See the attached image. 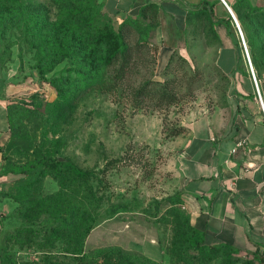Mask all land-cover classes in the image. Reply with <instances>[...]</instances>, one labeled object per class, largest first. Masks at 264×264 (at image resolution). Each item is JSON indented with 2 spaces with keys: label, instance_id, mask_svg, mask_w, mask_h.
<instances>
[{
  "label": "rangeland",
  "instance_id": "1",
  "mask_svg": "<svg viewBox=\"0 0 264 264\" xmlns=\"http://www.w3.org/2000/svg\"><path fill=\"white\" fill-rule=\"evenodd\" d=\"M228 1L245 19L264 61V0ZM19 3L20 14L14 17L16 4L0 0L1 77L23 84L25 90L13 112L17 137L5 150L2 195L12 207L2 216L1 256L19 264H88L98 258L99 249L120 246L161 264H170L171 255L176 261L186 256L210 264H264L262 252L229 254L219 243L211 244L216 245L213 251L188 250L187 235L194 224L178 190L179 151L187 124L232 90L231 76L217 64L220 41L209 14L188 16L170 60L166 52L158 57L162 67L169 60L159 69L156 32L138 3V13L131 18L141 28L127 41L139 53L126 78L111 89L115 66L97 60L91 73L101 84L93 88L79 78L90 73L84 29L92 27L91 34L100 39L127 17L117 19L109 13L106 0ZM159 15L165 21L162 12ZM16 18L17 28L12 26ZM64 29L71 35L62 44L68 56L42 73L39 64L47 69L58 59L46 53L50 40L63 37ZM243 53L241 60L250 70L244 47ZM38 149L69 159L90 171L92 178L79 177L73 166L62 181L55 177L56 166L31 168ZM59 191L67 201H81V208L91 192L102 199L95 212L98 223L84 241L85 257L63 251L80 238L69 236L67 230L60 239L51 234L60 216L44 197ZM52 242L57 244L54 251L44 248Z\"/></svg>",
  "mask_w": 264,
  "mask_h": 264
},
{
  "label": "crops",
  "instance_id": "2",
  "mask_svg": "<svg viewBox=\"0 0 264 264\" xmlns=\"http://www.w3.org/2000/svg\"><path fill=\"white\" fill-rule=\"evenodd\" d=\"M189 2L212 4L220 41L217 64L231 76L232 90L223 101L206 107L187 124L177 163L181 204L191 214L193 224L206 232V242L227 243L239 252L264 253V113L257 88L247 62L240 61V54L244 55L242 42L228 5L222 0ZM138 3L142 9L146 2L106 0V7L117 19H123L138 13ZM159 6L166 17L155 34L157 66L163 69L180 33L187 28L188 10L170 1ZM164 52L170 57L162 67L158 57ZM259 86L264 98V73ZM24 91L23 84L9 83L0 72V232L2 216L12 207L2 195L5 150L12 129L10 106ZM0 264L19 263L7 261L0 254Z\"/></svg>",
  "mask_w": 264,
  "mask_h": 264
},
{
  "label": "trees",
  "instance_id": "3",
  "mask_svg": "<svg viewBox=\"0 0 264 264\" xmlns=\"http://www.w3.org/2000/svg\"><path fill=\"white\" fill-rule=\"evenodd\" d=\"M10 1L16 4L13 14L14 17H17L20 14L19 11L21 9L19 5L20 0H10ZM230 5L236 10L240 18L242 24L241 26L245 32L244 33L245 38L248 43L249 51L257 74V78L258 81H260V77L262 73H264V61H262L261 53L258 52L253 37L250 33V29L246 26L245 19L242 17L241 13L237 9V6L231 3ZM142 10L144 12L145 18L150 17L151 25L154 26L155 32H157L161 24L159 18L161 7L157 3H150V4L145 3ZM146 12L148 13L147 16H146ZM203 12L208 13L209 16L213 19L214 24H216L217 21L215 19V14L212 9V4H210L208 7L202 8L199 11L188 10V16L190 14L198 15ZM131 17L133 16L131 15L128 16L124 20V22L120 24L118 27L108 28L106 30V34L100 37V39L91 34L93 30L92 27H89L87 29L88 30L87 32H85L86 29H84L83 36L85 37L86 40V44L84 46H85V50H87V55L85 58L90 73L89 75L87 74L82 77H79L83 81L82 82L83 84H85L86 86L92 85L93 88L101 84L100 78L98 79V77L95 76V74L92 75L91 73L92 71L93 72L96 71L95 62H97V60L101 64L106 63V65L108 66H115L114 68L115 80L109 83L111 89H116L118 88L119 84L123 83L124 79L127 76V72L131 67L132 62L135 59V56L139 53L137 51H133L132 47L127 41V37L131 35L133 31H136L137 29L141 28L137 20L135 21V19ZM19 20H20L19 18H16L15 23L12 26L17 28L19 26ZM1 22L2 19H0V25H2ZM64 30L65 32L63 37L61 38L54 37L53 40L51 39L52 41H54V45L50 40L51 45L48 47L50 48V50L47 51L46 55L49 57L53 55H57L58 59L54 60L52 65L47 69L43 68L44 65H42V63L39 64L42 73H46L49 70L51 71L54 68L55 64H57L59 61H61L62 59L68 56L64 52L65 47L63 45L66 42H69L71 35H68L66 29ZM144 42H145L144 40L140 41L139 45L143 44ZM237 43L238 46H240L238 40ZM99 52L101 53L100 55L98 54ZM241 59H242V54H240V61ZM245 74L247 75L248 73ZM165 94L166 92L164 91L163 95ZM20 100H21V96L15 97L10 106V119L12 126L10 142L12 141V139L17 137V135L15 134V128L13 127V112L17 108ZM68 160L69 159L67 158L61 160L59 159V157H54L52 154H49L44 149H38L37 155L33 160L32 164L30 165V167L34 169H39L47 165L56 166L59 173L56 174L55 177L59 181H62V179L66 177V174L72 172L73 170L81 178L91 176L90 171H86L76 165H73L69 163ZM72 166H73V170L71 168ZM44 198L47 201V204L50 206L51 211H54V214H58L60 216V223L57 226L53 227L51 230L52 236H54L56 239H60L62 237V232L64 230H67L69 232L68 233L69 236L75 239L80 238V241L78 242L77 240L73 242H69V245L64 247L63 251L70 254L69 256H74L75 258L85 257L86 251L84 249V241L91 232V230L98 223V218L95 215V212L102 206L101 197L96 193L91 192V194L87 197V202L85 203L86 205L84 204L82 208L80 204L81 201L78 200H73L71 202L69 200L67 201L66 197H64V195L60 191L57 193L47 194ZM64 212H66L67 214L66 217L64 216ZM81 228H83L82 233H81ZM187 240L189 245L188 250L197 253H203L208 250L213 251L216 246L206 242V232L200 229L196 225L190 227L189 234L187 235ZM219 245L222 247H226L229 251V254L239 253V251L230 244L219 243ZM44 248H48L50 251H54V249L57 248V244L55 242H52L51 244L47 245V247ZM97 252L99 253L98 258H96L94 261L88 264H161L151 258L125 250L120 246H110L105 249H99ZM255 253H257V251H255ZM102 257L104 258V261H101ZM214 257L215 256H212V258ZM181 262L183 264L206 263V262H202L201 260L189 259L186 256H184V258L182 259H179V261H176L175 259H173V256L171 255L170 264H180ZM246 263L248 264V262ZM206 264H210V263L207 261ZM233 264H236V261H234Z\"/></svg>",
  "mask_w": 264,
  "mask_h": 264
},
{
  "label": "built area",
  "instance_id": "4",
  "mask_svg": "<svg viewBox=\"0 0 264 264\" xmlns=\"http://www.w3.org/2000/svg\"><path fill=\"white\" fill-rule=\"evenodd\" d=\"M222 1L226 5H228V3H227L226 0H222ZM235 24H236V27H237L238 34H239V36L241 38V41H242V45H243V47L245 49V54L247 56V60H248L249 66H250V71H251L253 80L255 82L256 88H257L258 101H259L260 106H261V109L263 110V113H264V98H263V95H262L261 90H260L259 81H258V78H257V74H256V71H255V68L253 66V63L251 61V56H250L249 50L247 48V44H246V41H245V37H244L243 31H242L240 25L237 22ZM234 151H236V149H234Z\"/></svg>",
  "mask_w": 264,
  "mask_h": 264
},
{
  "label": "water",
  "instance_id": "5",
  "mask_svg": "<svg viewBox=\"0 0 264 264\" xmlns=\"http://www.w3.org/2000/svg\"><path fill=\"white\" fill-rule=\"evenodd\" d=\"M167 1H170V2H175L177 3L178 5H180L182 8L184 9H187V10H193V11H199L201 10L202 8L204 7H207L208 6V3L207 2H203V3H200L198 5H192L189 0H145L146 3L150 4V3H157L159 5H163L164 2H167ZM229 9H230V12L232 14V17L235 21V23L237 22V19L233 13V10L232 8L228 5Z\"/></svg>",
  "mask_w": 264,
  "mask_h": 264
},
{
  "label": "bare ground",
  "instance_id": "6",
  "mask_svg": "<svg viewBox=\"0 0 264 264\" xmlns=\"http://www.w3.org/2000/svg\"><path fill=\"white\" fill-rule=\"evenodd\" d=\"M233 10V13H234V15H235V17H236V19H237V23L240 25V27H241V29H242V24H241V21H240V18H239V16H238V14H237V12H236V10L235 9H232ZM242 31H243V34L245 33L244 32V29H242ZM244 37H245V34H244ZM245 41H246V44H247V48H248V50H249V47H248V43H247V40H246V38H245ZM249 54H250V51H249ZM250 56H251V54H250ZM251 61H252V58H251ZM253 63V62H252ZM254 66V65H253Z\"/></svg>",
  "mask_w": 264,
  "mask_h": 264
}]
</instances>
